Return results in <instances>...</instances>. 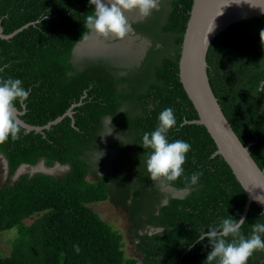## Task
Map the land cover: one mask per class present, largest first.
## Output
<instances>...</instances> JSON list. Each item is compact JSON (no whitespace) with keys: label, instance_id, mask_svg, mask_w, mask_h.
<instances>
[{"label":"trees","instance_id":"obj_1","mask_svg":"<svg viewBox=\"0 0 264 264\" xmlns=\"http://www.w3.org/2000/svg\"><path fill=\"white\" fill-rule=\"evenodd\" d=\"M191 2L159 0L149 17L131 21V35L147 45L137 64L120 65L118 50L108 59L77 48L92 35L84 26L95 9L90 0H0L2 34L27 25L0 39V80L18 78L30 90L24 105H16L24 111L19 119L43 126L79 103L70 117L48 129L25 133L20 128L17 140L0 144L6 165L0 233L16 230L0 264H205L211 244L198 241V234L223 218L239 220L245 193L224 161L213 156L215 146L205 129L192 123L197 116L178 81ZM261 30L264 17L241 24L220 38L208 60L224 118L239 142L250 144V157L264 170ZM166 108L177 121L168 141L183 140L191 150L183 175L158 183L149 179L145 161L151 150L142 147V137L158 127ZM105 160L111 170L99 174ZM39 163L64 171L24 174L11 182L19 165ZM197 172L202 175L192 185L190 177ZM95 204L126 213L132 257H125L122 234L90 208ZM244 220L241 232L247 237L251 225L264 223V213L251 203ZM247 264H264V251H255Z\"/></svg>","mask_w":264,"mask_h":264},{"label":"water","instance_id":"obj_2","mask_svg":"<svg viewBox=\"0 0 264 264\" xmlns=\"http://www.w3.org/2000/svg\"><path fill=\"white\" fill-rule=\"evenodd\" d=\"M263 17L264 0H192L177 60L178 81L197 116L192 123L205 129L215 146L213 156L218 155L224 161L245 193L240 218H244L251 203L264 213V203L258 200L264 199V170H260L250 157V144L242 145L224 118L210 81L208 59L220 38L232 34L243 23ZM212 21L213 29L208 32ZM26 26L6 35L0 29V39H9ZM78 104L71 105L61 116L43 126L22 122L19 119L24 112L22 110H16L15 118L25 133H37L57 124L64 117H70L71 109ZM36 166L42 173L43 164ZM24 167L26 165H19L14 176Z\"/></svg>","mask_w":264,"mask_h":264},{"label":"clouds","instance_id":"obj_3","mask_svg":"<svg viewBox=\"0 0 264 264\" xmlns=\"http://www.w3.org/2000/svg\"><path fill=\"white\" fill-rule=\"evenodd\" d=\"M158 3L159 0H90L95 9L86 16L84 26L88 32L105 41L122 42L132 31L126 14L137 12L141 17L147 18L158 7ZM213 26L212 21L208 32L212 31ZM259 35L264 44V30ZM29 95L30 90L22 86L20 79L9 77L0 80V144H4L9 138L13 141L19 138L21 129L15 118L16 105H24ZM158 121V127L154 131L143 133L142 147L151 150L145 161L146 169L153 182H174L184 173L182 165L191 145L183 140L168 141L169 130L177 126L171 108L164 109L159 114ZM201 175L200 172L192 174L190 183L196 185ZM258 200L264 203V199ZM244 224V218H223L218 225L210 226L208 231L202 230L198 234V241L207 239L211 244L207 264H212L213 261L217 264H247L255 251H264V223L256 222L251 225V235L247 237L241 232ZM75 250L79 252L80 248L75 246Z\"/></svg>","mask_w":264,"mask_h":264},{"label":"rangeland","instance_id":"obj_4","mask_svg":"<svg viewBox=\"0 0 264 264\" xmlns=\"http://www.w3.org/2000/svg\"><path fill=\"white\" fill-rule=\"evenodd\" d=\"M128 23L131 21L140 20L142 17L137 12L127 13ZM145 45H147L146 41L140 37L133 36L131 33L125 38L124 41H115V40H103L95 36L93 33L91 36L85 38L81 43H79L77 48H81V50L86 51L94 56H102L106 58H111L116 50L117 62L121 64H137L141 58V53L144 50ZM114 48V49H113ZM114 51H113V50ZM113 58V57H112ZM111 58V59H112ZM101 155H98L100 157ZM108 161H104V165L102 170H100L99 174L109 173L110 168L108 165ZM38 169V170H37ZM40 168L38 166L35 167H24L19 170V173L16 176L11 177V182H14L19 176L27 174L31 175L36 172H40ZM43 174L47 175H56L64 171V169L52 166V167H44L42 169ZM6 178V170L4 166V162L0 159V186L4 184V180ZM166 193H170L171 196L179 197L181 196L180 192L173 191L169 188L163 187L162 189ZM90 208L97 212L104 221L108 222L116 228L122 234V240L124 242V253L125 257H132V244L127 239L126 229L129 225L127 222L126 213L120 209L119 207L112 206L111 204H95L90 206ZM24 223L29 224L30 220H24ZM16 237V230L14 228L9 229L5 232L0 233V254L2 256H6L10 251V245L13 238Z\"/></svg>","mask_w":264,"mask_h":264},{"label":"flooded vegetation","instance_id":"obj_5","mask_svg":"<svg viewBox=\"0 0 264 264\" xmlns=\"http://www.w3.org/2000/svg\"><path fill=\"white\" fill-rule=\"evenodd\" d=\"M0 159L4 162V166H5V170H6V165H5V161H4V159L0 156ZM15 173V172H14ZM13 176V175H12ZM11 176V177H12ZM10 180H11V178H10ZM5 181V180H4Z\"/></svg>","mask_w":264,"mask_h":264}]
</instances>
